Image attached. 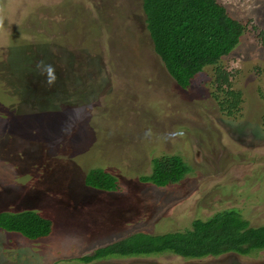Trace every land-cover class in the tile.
<instances>
[{
    "label": "rangeland",
    "instance_id": "374dc122",
    "mask_svg": "<svg viewBox=\"0 0 264 264\" xmlns=\"http://www.w3.org/2000/svg\"><path fill=\"white\" fill-rule=\"evenodd\" d=\"M218 1L245 25L220 62L240 91L233 107L212 85L213 66L188 89L176 84L142 0H0V211L51 221L35 239L0 228V264H264V249L82 259L225 208L264 224V0ZM39 61L54 66L53 85ZM170 154L189 167L180 180L141 181L153 158ZM91 168L116 176L117 189L85 185Z\"/></svg>",
    "mask_w": 264,
    "mask_h": 264
},
{
    "label": "trees",
    "instance_id": "16d2710c",
    "mask_svg": "<svg viewBox=\"0 0 264 264\" xmlns=\"http://www.w3.org/2000/svg\"><path fill=\"white\" fill-rule=\"evenodd\" d=\"M141 3L153 49L176 84L188 89L196 74L207 66H213L212 85L216 91H221L227 98L229 96L231 106H235L240 91L231 89V73L220 62L239 43L245 30L244 23L231 16L227 7L218 0H142ZM43 94L46 91L40 94L41 99ZM56 95L65 100L60 94ZM222 99L218 100L221 107ZM151 166L150 173L140 176V179L157 186L176 182L189 170L177 154L155 157ZM83 182L98 190L114 191L118 179L106 170L91 168ZM0 228L35 239L50 232L51 221L32 209L2 210ZM263 249L264 224L251 225L237 209L225 208L205 220L194 219L192 227L183 232L134 233L107 249L84 255L82 259L89 262L109 256L162 252L197 259L229 252L248 255Z\"/></svg>",
    "mask_w": 264,
    "mask_h": 264
},
{
    "label": "clouds",
    "instance_id": "9594fccd",
    "mask_svg": "<svg viewBox=\"0 0 264 264\" xmlns=\"http://www.w3.org/2000/svg\"><path fill=\"white\" fill-rule=\"evenodd\" d=\"M37 68L41 69V74L46 73V83L51 86L55 83L57 77L55 75V68L51 64H45L44 61H39L36 65Z\"/></svg>",
    "mask_w": 264,
    "mask_h": 264
}]
</instances>
